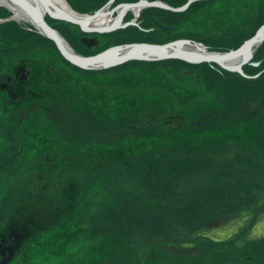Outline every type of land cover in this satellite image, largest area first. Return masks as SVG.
<instances>
[{"label":"rangeland","instance_id":"rangeland-1","mask_svg":"<svg viewBox=\"0 0 264 264\" xmlns=\"http://www.w3.org/2000/svg\"><path fill=\"white\" fill-rule=\"evenodd\" d=\"M252 4H253L252 1L237 0V2L233 4V8L238 9L237 7H239L241 10L245 12L246 15L247 12L251 13ZM68 5L72 8V10H75L77 13L85 14V10H76L72 5H70V3H68ZM104 10H106V8H104ZM138 10L139 11L136 14L134 13L133 10H128V9L123 11L121 10L122 12L121 18H124V20L123 19H122L123 21L119 20L118 26L122 27L125 25H130L131 24L130 21H134L137 22L138 24L136 25L133 24V26L130 25V27L138 28L137 25H139L140 21H143L144 19L143 16H141L142 9H138ZM241 10H239V12H241ZM90 11L93 13L96 12V9L92 7V10ZM125 11L127 12L124 14ZM190 12L189 13L192 14L191 16L196 17L198 19V27L196 32L195 30H188V31L180 30L181 33H179L178 35L192 37L194 39H197V41L192 42L191 39L189 40L186 37H184L181 38L183 40L182 42H186V40L190 41L189 44L190 43L201 44L203 42L202 45L205 44L206 46H210L211 48H219L220 47L219 45H222L223 47V45L233 42L232 40H225L223 42L220 41V34L225 30L224 23L226 22L228 23V18L226 16L228 11L222 9L221 10L210 9V10H197L196 12L192 10ZM109 14H112L113 17H117L119 13L117 11L116 12L112 11V13ZM12 15L14 14L10 9V7L8 8L7 6L2 5L0 3V19L3 20L4 18L10 17ZM112 15H110V18ZM45 16L47 17V21H51L49 20L51 17L47 12H45ZM236 17L237 15L234 13L232 17L233 32L238 30V28L240 27L239 25L240 16L237 18ZM9 20H12L22 26L37 30L35 26L25 18H18V19L14 18ZM52 21H54L55 24H57L55 25V27L60 33L62 32L61 28L67 30L66 32L71 33V30L69 29L68 31V28H66V27H71V25L69 24L71 21L64 19H53ZM171 21L172 20H169L168 18L169 23L166 21L165 24L171 25L172 24ZM215 22L217 23L215 24ZM194 23L196 24V22ZM172 25L173 27L171 28H166L157 25L156 30H154L153 28L152 30H148L150 36L155 37V41H153L152 39L149 40L151 38L150 36L141 34L136 36L135 40L123 42L119 44L126 45V44L141 43V42L149 43V41H152L151 43L165 44L179 40L177 37H175V35L169 34L171 32H173V34L175 32H178L177 29H175L176 28L174 26L175 24ZM78 26L80 27V25ZM85 32L87 33L86 35L89 36L91 45H93L95 39L101 38L100 35H102V37L106 36L104 33L99 34L97 31L85 30ZM110 32L111 31H109V33ZM114 32L115 30L110 33L112 34L113 38L117 36L114 35L115 34ZM35 34L42 35L39 32ZM211 34H215L216 37L210 36ZM141 36H143V40L139 39ZM33 37H31V39ZM198 40H200L201 43ZM97 44L100 46L94 47L92 48V50L88 49L89 51H92L91 55L104 51V49L110 51L113 47H118V44H114L113 42L109 43V45H106L98 41ZM4 46H6L8 50L7 51L1 50L0 56L2 58H4L3 56L9 54L11 55L19 54V53L26 54L28 51L37 50L36 43H33V45L30 43L19 44L13 47L14 49L9 48L10 46L9 44H6ZM49 48L50 50L53 49L52 47ZM204 48L210 51V49L206 47ZM50 50L46 54L47 55L50 54L49 56L52 57L53 53ZM167 60H181L187 62L180 58H161V59L128 58L118 64L110 65L106 67L86 66V70L89 73H93L95 71L102 72L116 65L117 67L115 69L121 68L124 71L130 70L132 68L133 69L138 68L139 70H141V69H145L144 67L149 66L148 64L150 65L152 64L154 65L153 67L160 69V67L163 66V63ZM188 63L193 65L196 64L191 62ZM200 63H204V62H200ZM5 64L6 62L3 63V65ZM2 66L0 65V68H3ZM185 66L186 65L181 63V66L178 67L177 64L176 67L178 70L175 68L176 71L169 72L166 74V76L168 77L169 80H172L173 84L178 85L180 91L182 92L184 91L185 95L188 96L190 93H192V95L189 97L191 100L196 99L198 100L197 102L202 101L204 102L203 104H205V102L208 103V105L205 106L203 105L202 108H199L200 110L209 108L210 106L213 105L214 102H216V100L221 99L223 97V95L221 94L217 95L213 93V91L211 90L213 88H224V89L226 88L225 92L228 100L233 99L235 97L236 94H234V92L232 91V84L230 82L231 80L228 77H225L223 75L226 81H223L222 75H220L221 77H217L219 81L222 80V84H223L222 85L220 83V87H217V84H212L207 81V79L209 80V78L206 77L203 78L201 77V75L199 76L196 74V72H194L195 69L193 71L192 69ZM232 72L234 73L236 71H232ZM127 75L128 76L125 77V80L127 82L129 81L143 82L147 78H150L147 73H140V74L130 73ZM240 75L243 76L242 74ZM261 75L262 73L257 72L256 74L252 75V78L259 79ZM135 77H137L138 79H135ZM162 77L164 81H167V78L165 80L164 76ZM151 78L152 80L154 79L153 77ZM105 86L106 88H108L107 85ZM263 86L258 85L259 90H261V92L259 90H256L252 94L247 93L246 95L247 97H244L242 99L243 104H247L249 106H257V105L260 107L264 106ZM110 89L113 91L115 90L114 88H110ZM140 89L141 88H139V91ZM154 89L156 88L154 87L153 84L147 86L145 90L141 89V92L139 91L133 92L135 95H138L139 97L140 94L143 93V95H146L144 97L150 98L149 103H147L148 100H146V101H142L141 105L137 104L138 105L136 106L137 117L135 118V120H132L134 117L131 116L132 118L131 122L133 123L134 121V124L132 125L130 124L127 127L123 126L122 128H120L119 131H114L113 127H111V129L110 127H106V128L104 127L103 136H106V139L113 141L118 137H120L124 132L132 131L133 133L136 134H145L152 132L155 129L156 130L161 129L163 132L164 131L167 132L168 129L166 128L167 126H165L167 124L164 123L165 122L164 118L160 119L161 120L160 122L163 124L159 125L156 124L158 122L157 120H151L150 118L146 117L148 114H151V110H152L150 108L151 105H155L156 103L159 102L157 101V99L160 97L159 95L160 90L158 91L156 90L158 92V94H156L155 92H153ZM209 90H211V92ZM116 96L117 94H114V97ZM197 96L199 99L197 98ZM218 103H216V105L214 106H218L219 105ZM138 107H141V109H139V113H138ZM149 108H150V113L148 111ZM106 113L108 114L109 112L107 111ZM117 113L118 112L111 114L112 117L116 118ZM138 115L140 117L139 119H138ZM124 116H125L124 112H121L120 116H117V118L121 120L122 124L126 120L124 124L127 125V120L129 118H126ZM42 118H44V115H42L39 119ZM73 120L74 119L71 117V119L68 122H71ZM94 120L97 126L98 123L97 119L94 118ZM85 123L88 125L91 124L93 125L92 120L90 121L85 120L84 122L81 121L80 123H78V126L81 129L76 128L75 131L79 139L85 142H88V140H93L94 138L99 140L97 131H100L102 127L98 129L96 127L91 129L83 128L85 127ZM2 126L0 125V223H1L0 231L4 232L2 235L5 236V230L7 228L8 230L12 228L14 232L15 231L17 232V228L19 226L17 232L19 234L18 243L15 240L14 241L15 243L13 244V239L11 243L13 244V246L15 245V247H18L19 249L18 251H20L21 246L19 244H23V243H19L22 239L20 238L21 234L27 232L26 235H28L29 233V235L31 236L34 230H36L37 227L41 226V228L43 229L38 231L35 235H32L33 239L31 238L32 239L31 242H34L35 244L34 247L31 248L29 252L31 253L32 251L36 250V254L34 255V257H32V260L30 257L25 264L30 262V260H31V264H65V261L62 258L63 252L60 249H62V247H65L66 245H64L60 239L59 242L57 241L58 243H60L57 244L59 245L58 250H57V246L55 247L54 245L48 247L49 244L54 243L53 240L50 241L51 239L49 236V232L51 231V229L48 226L51 223L49 222V219H44L40 221L39 215L38 213H36L37 211L40 212V210L41 211L51 210V209H46L45 205L43 204L46 202V206H48L47 203L49 202L50 196H40V198L45 202H41V204H39L38 210H35L36 208L34 207L32 208L29 207L30 209H24L23 212H20L19 215L21 216L18 218H21V220L18 219L19 222L18 226L14 224L15 222L13 220L14 217L10 218L11 220H9V218H6V220H4L6 214L9 213L8 198L10 196L8 197V193H10V189L13 187L15 189L19 188L17 197L15 198V201H13L14 204H18L19 202L25 203L28 199L32 201L31 198L33 197L34 194L38 193V187H40L41 185V183H38V181L39 182L42 181L43 178L38 176L39 170L36 169L37 164L33 162V158L31 159L32 154H26L22 152L21 154L13 155V153H7L4 145L8 143L9 136L5 135V132L2 133L3 130ZM111 126L114 125L112 124ZM170 132L171 131L169 130V133ZM216 147L217 146H215L214 148ZM238 147L239 146H237V148H228L227 151L228 154L232 152L233 153L232 155L238 161L236 162L235 160H233V163L230 164V167L232 166V168L239 170L237 172L239 176V181L245 183L257 182L259 184L260 183L264 184V161L259 160L258 157L257 158L255 157V155L253 156L252 153H250L247 149L244 150V148L242 149ZM90 152L88 151L86 153L90 154ZM95 155L90 154L89 157L92 158L89 159L72 160V165H71L72 169L70 172L64 173L63 172L64 169H62L63 171L60 175H57L56 178L53 177L51 179L54 181L57 180L59 181L60 179H62L58 183H61L63 180H67V181L71 180L74 188L77 187L80 188V191L76 193L77 197L81 198V194L84 196L83 198V200L85 201L84 205L83 206L80 205L74 211H76L77 213L78 212L77 210L79 209L81 210L83 208L84 217H81L79 219L81 222L84 219L83 220L84 225H87V227H84L83 230L84 232L83 234H86V239L83 240L82 242L83 247L73 248L71 252H76L74 256H78L80 252L77 251H82L81 260H84L85 264H94V263L95 264H264V260L262 261L259 260L257 257L256 259L251 256L252 255L251 253H254L256 251L255 249H253V247H256V244L258 243H264V212L262 210L264 209V206L262 207L264 198L262 200L261 211L259 215L255 214L256 216L254 215L253 212L248 210L245 213L243 212L239 214H234L230 219L227 220L220 219L219 221H216L215 220L216 218L213 217L210 219L209 215L206 214L208 216V221L201 223L202 225H204V227L197 229V231L195 232H192L191 228H188L189 225L187 227L181 226V224L175 222L172 218H169L164 221L162 220V218H160L159 220L156 221L155 226H153L155 227V229L153 228V231H148L145 225L130 226L131 225L130 218L129 216H127V214H131L132 217L134 215V212H138L140 215H142L141 217L144 220H149V218H151L150 214L147 213L148 216L146 215L148 202H146L145 200L148 199L149 194H142L139 197H141V199H144L145 203L137 204L135 202L133 206L130 205L129 207H127V209H125L126 213L124 212L123 214L120 215L122 217L124 216L125 221L126 222L128 221L127 225H129L131 229L135 230V231H131L129 236H126V234L124 233L125 232L124 225L120 224L119 220L114 219V217L112 216V215L116 216L117 211L119 210V206H116L117 203L116 201L118 200L122 201L123 200L122 197L128 196L131 193L130 191L124 192V185L126 183L130 186H132L131 183L133 185L135 183L137 184L134 187L135 190L132 189L133 195L131 196L134 197L138 195L136 194L137 193L136 190L139 189L141 190V186L139 182L136 180L135 182L131 181V183L130 180L129 182L126 180H122L121 178H124V176L121 175L122 173H120L119 169L116 167L114 162L101 161V159L97 161L96 159H98V157L96 158ZM84 160L87 161L88 163H85ZM97 162H99V164ZM227 169L230 170L228 167ZM230 173L233 174L232 171H230ZM45 177L47 178L49 177V175L46 174ZM46 180H48V178ZM46 180L42 182L45 183ZM63 183L65 182L63 181L62 185ZM68 183L69 182H67V184ZM76 184L78 185L77 187H75ZM63 186H65V184ZM83 187L85 188L84 192H82ZM177 189L178 188H176V190ZM61 191H63V189ZM253 191L255 193L257 192L255 189ZM48 193L50 192L48 191ZM178 193L182 194L181 190L178 189ZM13 194L14 196L16 195V190H14ZM87 212H88V218H87ZM72 214L74 213L72 212ZM192 215L193 214L191 213H187L186 217L191 218ZM141 222L142 224L144 223L142 219ZM144 229L146 234L145 232H142ZM132 234H134V238L133 236H131ZM1 241L2 239L0 236V243ZM74 241H75V236H74ZM102 244H107L103 246L105 250H102L103 248L102 249L100 248ZM253 255L256 256V254ZM78 258L80 259L79 256ZM66 259L68 258L66 257Z\"/></svg>","mask_w":264,"mask_h":264},{"label":"flooded vegetation","instance_id":"flooded-vegetation-1","mask_svg":"<svg viewBox=\"0 0 264 264\" xmlns=\"http://www.w3.org/2000/svg\"><path fill=\"white\" fill-rule=\"evenodd\" d=\"M96 1L99 7L104 6L106 9L111 7L120 8L121 5L140 3L139 6L129 7L128 10H132L134 8L142 10H169L160 6L144 4L143 2H162L169 7L176 9L184 7V9L182 10L183 12L190 9L194 10V12H196L197 10L222 9L228 11L226 14L228 23H224L225 30L220 34L221 42L225 40H233L234 38H244L245 35L251 30L252 25L256 22V20L258 18H264V0H244L252 1L253 3L251 5V13L247 12L246 15L245 12L239 7H237L238 9L233 8V4L236 3L237 0ZM67 2L70 3V5H72L76 10H86L93 7L92 0H68ZM239 10H241V12H239ZM234 13L238 17L240 16L239 25H242L238 28V30L233 32L232 17ZM189 15L192 14L189 13ZM44 18L47 21V17L44 16ZM53 19L57 18L51 17L49 19L51 21H47V23L56 28L55 25L57 24L52 21ZM161 19L162 21L156 20L158 26L166 28L173 27L172 24V26L170 24H165L166 21L168 22V17H166L165 14H161L160 20ZM250 19L252 21H249ZM130 22V25H136L134 21ZM142 22L143 21H140V23ZM194 22H196V24ZM216 23L217 22H215V24ZM263 23L264 21L260 24ZM69 24L71 25V27L66 28H68V31L69 29L71 30V33L68 32L70 37L77 43H79L80 46H78V52H82L81 54L83 55H91V52L83 53V51H88V49L92 50V48L97 46L99 47L100 45L97 44L98 41L95 40L93 45H91L89 36L86 35L87 33L84 29L76 24H73L72 22H70ZM130 25H125L122 27L129 28ZM157 25L151 27L143 26L140 28V30L144 33L143 35L150 36L148 30H152V28L156 30ZM174 26L176 27L175 29H177L178 32H175L174 34L173 32H171L169 34L175 35L178 39L186 37L189 40L191 39L192 42L197 41L192 37L178 35L179 33H181L180 30H195L196 32L198 27V19L196 17L187 16L184 20ZM18 27L21 30L38 33L37 30L22 26L20 24H18ZM210 36L216 37L215 34H211ZM150 37L152 38L153 36ZM219 46V48H211L210 46L207 47L208 49L216 52L228 51L230 49H233L228 48L227 45H223V47L222 45ZM1 47H3L1 50L7 51L5 48L6 46H3L2 44ZM36 48L37 50L28 51L26 54H9L3 56L4 58L0 56V65L2 66L3 63L6 62V64L2 66L3 68H0V125H3L2 133L5 132V135L9 136L8 143L4 145L7 153H13V155H18L22 152L26 154H32V158L35 156V158L33 159L35 160L34 163L37 164V170L40 165L44 167L43 171L47 170L46 166L42 163L43 156L54 157L56 155L64 153L65 159L53 162L51 164V167H53L54 170H59L61 173L63 171L62 169H64L63 172L68 173L72 169V160H81L78 155L82 156L87 154L89 156L90 154L95 155L96 153V155L99 154V156H97L99 158L102 154H104V152H115L118 154L129 151L133 141L132 137L135 136L136 133H133L132 131L124 132L120 137L111 141L109 139H106V136H103L104 127H110V129L111 127H113L114 131H119L123 126L127 127L130 124H134V121L133 123L131 122V116L134 117L132 120H135V118L137 117L136 106L141 105L142 101L147 100V97H144L146 95H140L139 97L138 95H135L133 93L135 91H138L139 88H146L149 85H157L159 83L164 87L170 86V84L164 80L154 81L155 78L153 80L152 78H147L143 82H127L125 80V77L128 76L127 74L130 73H147L149 77H154V73L157 71L148 70L146 68L141 70H139L138 68H132L130 70L124 71L121 68L115 69L117 67L116 65L102 72L95 71L93 73H89L85 67L76 66L67 61L64 62L65 65L62 69L61 67H58L56 63V60L63 62L60 58H58V56L55 57L53 55L52 57H50L49 55L45 54L49 52L46 45L43 46L39 44L38 46H36ZM254 52L252 58L242 65V71L247 78H252V75L257 73H247L246 69L244 68L247 65L260 67L258 72H264V56L261 59L254 60ZM210 64L216 70H218V68L213 65L216 63L210 62ZM111 77L113 78V80ZM135 79L138 78L135 77ZM105 85H107L108 88H106ZM110 88H114L115 90L113 91ZM114 94H117V96L114 97ZM95 100L100 101L101 103H96ZM107 111L109 112L108 114L106 113ZM115 112H118L116 114L117 116H120L121 112H124V117L129 118L127 120V125L124 124L126 120L122 124L121 120L117 118V116L116 118L112 117L111 114ZM42 115H44V118L39 119ZM70 116L74 120L68 122L71 119ZM94 118L97 119V126ZM85 120H92L93 125H88L85 123V127L83 128L91 129L96 127L98 129L102 127L100 131H97L99 140L94 138L93 140H88V142H85L79 139L75 130L76 128L81 129L78 126V123H80L81 121L84 122ZM110 124H113L114 126H111ZM122 140L124 141L122 142ZM125 144H128V149H126V146H124ZM88 151H91L92 153H86ZM37 152H39L41 156L39 159H37L36 157ZM97 163L99 164V162ZM45 174L49 175V177H47L48 180H46L43 187H38V193L33 195V197L31 198L32 201L28 199L25 203L19 202L18 204H14L13 201H15V198L17 197L19 188L15 189L13 187L10 189V193H8V197L10 196L8 198L9 201L7 200L9 213L6 214L4 220H6V218H9V220H11L10 218L14 217V224L18 226V219L21 220V218H18L21 216L19 215V213L23 212L24 209H30L32 207L36 208L35 210H38L39 204H41V202H45L40 198V196H45L46 194H48L50 196L49 202L47 203L48 206H46V202L43 204L45 205L46 209L51 210H40V212H36L38 213V215L43 216V219L39 217L40 221L49 219V222L51 223L48 226L51 229V231L49 232V236L51 239L50 241L53 240L54 243L49 244L48 247L54 245L55 247L57 246L58 250L59 245L57 244H60L58 242L61 239L62 243L66 245L65 247H62V249H60L63 252L62 258L65 261V264H85L84 260H81L82 251H77L80 252V254L78 255L80 259L78 258V256H74L76 252H71L73 248L83 247L82 242L86 239V234H83V230L84 227H87V225H84V219L82 220V222L79 219L81 217H84L83 208L81 210H77V213L76 211H74L80 205H84V196L81 194V198L77 197L76 193L80 191V188L77 187V184L75 185V187L77 188H74L71 180H63L65 182L63 183V185L65 184V186H63V181L61 183H58V181L56 182L54 180H51L52 176L50 172H46ZM56 177L57 176H55V178ZM61 180L62 179H60L59 181ZM52 181H54L55 183H52ZM67 182L69 183L67 184ZM62 189L63 191H61ZM14 190H16L15 196L13 194ZM48 191L50 193H48ZM84 191L85 188L83 187L82 192ZM72 212L74 214H72ZM116 217L119 220L118 214H116ZM63 224L67 225L66 230H63V228L61 230ZM18 229L19 226L17 228V232ZM41 229H43L41 228V226L37 227L32 235H35ZM124 231L126 236H129L130 232L135 230L131 229V227L127 225V222H125ZM17 232H14L12 228L9 230L7 228L5 230L4 236L2 235L4 232L0 231V236L2 239L0 243V264H10V262L13 264H24L25 260H29L30 257L32 260V257H34V255L36 254V250L31 252L32 255L29 252L31 248L34 247L35 243L31 242V240L33 239L32 235L30 236L29 233L28 235H26L27 232L21 234L20 238L22 239L19 243L23 244H19L21 246L20 251H18V247H15V245L13 246L15 240L18 243L19 234ZM131 236H133L134 238V234H132ZM12 239L13 244L11 243ZM22 240L27 241L23 242ZM104 245L107 244H102L100 248L102 249ZM102 250L105 249L103 248ZM66 257L68 259H66ZM27 264H31V261Z\"/></svg>","mask_w":264,"mask_h":264},{"label":"trees","instance_id":"trees-1","mask_svg":"<svg viewBox=\"0 0 264 264\" xmlns=\"http://www.w3.org/2000/svg\"><path fill=\"white\" fill-rule=\"evenodd\" d=\"M190 11L192 9L184 12H172L162 9L142 10L141 16L144 18L142 25L156 26V20L162 21V19L160 20L161 14L172 15L169 20L177 25L181 22L179 19L183 18L184 20V17H187ZM250 21L252 20L250 19ZM263 21L264 18H258L244 38L253 35L258 25ZM134 29V33L129 29L121 30L120 33L114 32V35H117L114 38L112 34H107L105 38H108L109 41L106 45L112 42L119 44L132 41L136 39V36L144 34L139 28L135 27ZM61 31L75 46L77 42L70 37L69 33L66 32L67 30L61 28ZM31 37L33 38L31 39ZM139 39L143 40V36ZM151 39L155 41V37ZM232 41L226 44L228 48H236L243 40L242 38H234ZM24 43L32 45L36 43L37 46L39 44L46 45L48 50H50L49 47L56 49L51 39H46L34 32L21 30L18 24L12 20L0 23V47L2 44L3 46L9 44L11 46L9 48L14 49L13 47ZM77 44L79 45V43ZM5 48L8 50L7 47ZM89 52L92 51H83V53ZM263 56L264 41L254 52L253 59L258 60ZM181 63L193 71L195 69L194 72L197 75L209 78L210 81L208 79L207 81L217 84V87H220V83L222 84V80L219 81L217 77H221L220 75L228 77L231 80L232 91L236 94L235 97L228 100L225 92L226 88H213L214 90L211 89L213 93L221 94L223 97L216 100L209 108L200 110L199 108L208 105V103L203 104L202 101L191 100L189 97L192 93L188 96L185 95L184 91H180L179 86L173 84L172 80H169L166 76L167 73L176 71L177 64L180 67ZM148 65V70L157 71L159 75L164 76L165 80L167 78L166 82L170 86L164 87L160 83L154 85L156 89L153 92L158 94L157 91L160 90L159 95L161 98L157 99L158 103L151 105V114L146 117L157 120L156 124L159 125L163 124L160 119L164 118L168 131L163 132L161 129H155L149 133L135 134L132 139L133 146L131 145L129 151L118 154L104 152L96 159L97 161L101 159V161L114 162L120 173H122L121 175L124 176V178H121L122 180L128 182L130 180V183L136 180L141 186V190H136L138 195L130 198L133 195L132 189L137 184L133 185L131 183L132 186H130L126 183L124 185V192L130 191L131 193L124 196L122 201H116V206H119L117 211L119 223L125 225L124 216L120 215L126 213L125 209L127 207L133 206L135 202L142 204L145 201L148 202L146 215L147 213L150 214L153 219L144 220L138 212H134L132 217L131 214H127V216L130 218V226L145 225L148 231L155 229L153 226L160 218L163 221L172 218L181 226L187 227L189 225L188 228L195 232L197 229L204 227L201 223L208 221L206 214L209 215L210 219L216 218V221L230 219L234 214L245 213L248 210L253 212L254 215H259L264 198V184L240 182L237 174L239 170L230 167L233 160L238 161L232 155V152L228 154L227 149L239 146L238 148L247 149L253 156L255 155L256 158L258 157L259 160L264 161V106H249L243 104L242 101L244 97H247V93L252 94L259 90L258 85H264V72L258 79L247 78L237 72L233 73L213 64L218 68L215 71L214 67L207 62L193 65L181 60H167L160 67L162 70L156 69L152 64ZM244 68L250 74H254L260 69V67L251 65ZM155 73L154 81L164 80L162 76L159 77L158 75L157 77ZM224 76L222 79L226 81ZM141 89L145 90L144 87ZM141 89L138 91L141 92ZM211 90L209 91L211 92ZM259 91L261 92V90ZM140 95H143V93ZM147 100V103H149L150 98L147 97ZM216 103L219 105L214 106ZM150 108L148 109L149 113ZM139 109L141 107H138V113ZM124 146L128 149V144ZM215 146L217 147L214 148ZM97 156L99 154L96 155V158ZM78 157L81 159L92 158L88 155H78ZM85 163L88 162L85 161ZM176 188L181 190L184 197L178 193ZM254 189L257 191L256 193L253 191ZM142 194H149L148 199L145 201L141 199L139 196ZM262 210L264 212V209ZM187 213L193 214L192 217H186ZM112 216L117 219L116 216ZM141 219L144 222L143 224ZM142 232H145V229ZM253 249L256 251L251 253V256L263 261L264 243L256 244ZM253 254H256V256Z\"/></svg>","mask_w":264,"mask_h":264},{"label":"water","instance_id":"water-1","mask_svg":"<svg viewBox=\"0 0 264 264\" xmlns=\"http://www.w3.org/2000/svg\"><path fill=\"white\" fill-rule=\"evenodd\" d=\"M16 5H18L20 8L23 9L27 14H29L32 19L37 23L36 29L38 31L42 32L44 35H47L50 39H52L62 55L71 61L74 64L80 65V66H85L82 63L85 61H94L99 63V66L97 67H106L110 65H115L118 64L128 58H147V59H161V58H180L183 59L187 62L191 63H200V62H214L220 65L222 68L230 70V71H236L245 76L244 72L242 71V65L249 61L252 56L253 52L256 50V48L260 45V43L264 40V24H262L256 31L255 33L248 38L245 42L241 44L240 47L237 49H230L228 51L224 52H212L208 51V54H197V53H191L188 51L181 50L177 52H168L166 48L168 46L172 45L173 43L176 42H182V39L172 41L170 43H165V44H155V43H146V42H141V43H131V44H126V45H121L119 47H123V51L121 52V55L119 57L114 58L113 60H109V58L105 57L104 54L108 52L109 50H104L99 53L93 54V55H81V54H76L70 50H63L62 48V38L57 30H55L53 27H51L45 20L43 13L39 9H34L30 3L27 0H12ZM44 9L43 12H47L51 17L57 18V19H64L71 21L73 23H76L80 25V27L84 30L87 31H110L111 29H100L97 27H88L87 26V21L94 17L95 15H98L99 12H95L93 15H85L81 19H74L70 16H66L63 13H58L56 11H53L50 9V7L47 4L46 0H41ZM144 4L148 5H154V6H160L167 8L169 10H183L184 7H181L179 9H173L169 7L168 5L162 3V2H143ZM140 3H133V4H126L123 5L124 8L121 10H126L129 7L132 6H139ZM100 14V13H99ZM122 16V12L119 11L118 17L119 19ZM14 15L10 16L9 19H14ZM86 22V24H84ZM64 40V38H63ZM187 43H189V40H186ZM117 48V47H113ZM112 50V49H111ZM149 52L151 53V57H146V56H140V53L142 52ZM145 52V53H146ZM242 54V58L236 62H224V58L230 54Z\"/></svg>","mask_w":264,"mask_h":264},{"label":"bare ground","instance_id":"bare-ground-1","mask_svg":"<svg viewBox=\"0 0 264 264\" xmlns=\"http://www.w3.org/2000/svg\"><path fill=\"white\" fill-rule=\"evenodd\" d=\"M29 3H30V5L35 9H39V10H41L42 11V13H43V16H45V12H43V9H44V6H43V4H42V2H41V0H27ZM47 1V4H48V6L50 7V9L51 10H53V11H56V12H58V13H63L64 15H68V16H70V17H72V18H76V19H81V18H83V16H87V15H93L95 12H91L90 10H92V8H90V9H86L85 10V14H80V13H77L75 10H72V8L68 5V0H46ZM0 3L2 4V5H5V6H7L8 8L10 7V9L12 10V12H13V14H14V17L15 18H25V19H27L29 22H31L34 26H37V23L32 19V17L29 15V14H27L25 11H23V9L22 8H20L18 5H16L12 0H0ZM92 4H93V7L96 9V12H99L98 13V15H95L94 17H92V18H90L88 21H87V26L88 27H97V28H100V29H111L110 31L112 32V31H114L115 30V32L116 33H120V31L121 30H130L131 32H135V29L134 28H132V27H129V28H127V27H119L118 26V24H119V20H121V21H123L124 20V18H121V19H119V17L117 16V17H113V15L112 14H109V13H112V11H117L118 13H119V11H121V9L122 8H124L123 7V5H121V7L120 8H115V7H111V8H107L106 10H104V8L105 7H102V8H100L99 6H98V4H97V1L96 0H92ZM173 9H176V8H173ZM177 9H179V8H177ZM133 11H134V13L136 14L139 10L137 9V8H134V9H132ZM106 11V12H105ZM107 11H108V13H107ZM172 12H183L181 9L180 10H177V11H175V10H171ZM127 11H125L124 12V14L126 13ZM110 15H112L111 16V18H110ZM67 16V17H68ZM165 16L166 17H168V18H171V16L172 15H169V14H165ZM187 16H191V15H187ZM176 17V16H175ZM238 17V16H237ZM236 17V18H237ZM123 19V20H122ZM1 20V19H0ZM5 20H9V17H7V18H4L3 20H1L0 22H3V21H5ZM180 21H182L183 20V18H180L179 19ZM47 22V21H46ZM73 23V22H72ZM76 24V23H75ZM84 24H86V22L84 23ZM135 24H138L137 22H135ZM172 24H175V23H172ZM264 24V23H263ZM50 25V24H49ZM242 25V24H241ZM240 25V26H241ZM262 24H260L259 25V27L261 26ZM51 26V25H50ZM138 26V28L140 29L141 27H143V25H142V23H139V25H137ZM52 27V26H51ZM258 27V28H259ZM36 28V27H35ZM54 28V27H53ZM243 28H244V25H243ZM257 28V29H258ZM55 30H57L56 28H54ZM256 29V30H257ZM37 31H38V29H37ZM58 31V30H57ZM40 34H42V37H44V38H46V39H50L47 35H44L42 32H40V31H38ZM59 32V31H58ZM110 32V33H111ZM99 34H101V33H104L105 35H107V34H110L109 33V31H100V32H98ZM59 34H60V36L61 37H63L64 38V40H63V38H62V40H61V46H62V48H63V50H65V51H67V50H70V51H72V52H74V53H76V54H81L82 52H78V44L76 43V45L74 46V43H70V41L67 39V37L64 35V33L63 32H59ZM125 34V33H124ZM100 37L101 38H98V39H95L96 41H100L102 44L104 43V44H106V43H108V41H109V39L108 38H105V37H102V35H100ZM176 37V36H175ZM250 38V37H249ZM179 39H181V38H179ZM197 40V39H196ZM242 43L243 42H245L246 40H247V38L245 39V38H242ZM53 41V40H52ZM200 43H201V41L200 40H198ZM53 43H54V45H55V48L56 49H51L50 51H52V56L54 55L55 57L56 56H59V58L63 61V62H61V61H59V60H56V63H57V65H58V67H61L62 69L64 68V65H65V63L64 62H67V61H69L68 59H66L63 55H62V53L60 52V50L58 49V47L56 46V44H55V42L53 41ZM149 43H151V42H149ZM203 43V42H202ZM202 43L201 44H195V43H186V42H176V43H173L172 45H170V46H168V48H166V50L168 51V52H170V53H172V52H177V51H180V49L181 50H184V51H188V52H191V53H197V54H208V50L207 49H205L204 47H206V48H208L205 44H203L202 45ZM241 43V44H242ZM155 44H159V43H155ZM241 44L240 45H238L236 48H233V49H237L238 47H240L241 46ZM122 45V44H121ZM120 44H118V47L117 48H112V50H110V51H108V52H106L105 54H104V56L105 57H107V58H109V60H113L114 58H116V57H119L120 55H121V52L123 51V47H119V46H121ZM104 50H106V49H104ZM210 51H212V50H210ZM146 52V51H145ZM145 52H142V53H140V56H146V57H151V53H145ZM212 52H216V51H212ZM218 52H220V51H218ZM222 52H224V51H222ZM217 53V52H216ZM46 54V53H45ZM50 55V54H49ZM82 55V54H81ZM242 54L240 53V54H230V55H228V56H226L225 58H224V62H236V61H238V60H240L241 58H242ZM70 63H72L71 61H69ZM207 63H210V62H207ZM211 63H214V62H211ZM72 64H74V63H72ZM83 65H85V66H80V65H77V64H74V65H76V66H80V67H85L86 68V66H88V67H97V66H99V63H97V62H94V61H85V62H83L82 63ZM217 64V63H216ZM148 67L149 66H146V67H144V68H146V69H148ZM219 67L220 68H222L220 65H219ZM157 69V68H156ZM161 69V68H160ZM222 69H224V68H222ZM162 70V69H161ZM161 70H159V72H161ZM224 70H227V69H224ZM227 71H229V70H227ZM156 75H157V77H158V75H159V73H155ZM160 76H162V75H159V77ZM155 77V76H154ZM153 77V78H154ZM151 78V77H150ZM149 78V79H150ZM44 89V88H43ZM31 92V91H30ZM64 92V91H63ZM95 102L96 103H101L100 101H97V100H95ZM135 136H133L132 138H134ZM73 155H75V154H73ZM37 159H39L41 156H40V153L39 152H37ZM33 158H35V156L33 157ZM31 159H32V156H31ZM61 159H65V156H64V153L63 154H59V155H56V156H54V157H47V156H43L42 157V163H43V165H45L46 166V168H47V170L46 171H43V169H44V167L42 166V165H40L39 167H38V170H39V177H41V178H43V182L47 179L45 176H46V172H50V174H51V176H52V178L53 177H55V176H57L58 174H61V172L60 171H57V170H54L53 169V167H51V164L53 163V162H55V161H59V160H61ZM33 162H35V160L33 159ZM44 178H46V179H44ZM42 181H38V183H41V185H40V188L41 187H43L44 185H45V183H43ZM58 181V180H57ZM56 181V182H57ZM58 182H60V181H58ZM52 183H55L54 181H52ZM57 187H58V184H57ZM45 196H49L48 194H46ZM24 216V215H23ZM39 217L41 218V219H43V216H41V215H39ZM67 225L66 224H63L62 225V227H61V230H62V228H63V230H66L67 228ZM75 236V235H74ZM27 240H24L23 242H26ZM31 261V260H30ZM26 263V260L24 261V264ZM10 264H13V263H11L10 262ZM23 264V263H22Z\"/></svg>","mask_w":264,"mask_h":264}]
</instances>
